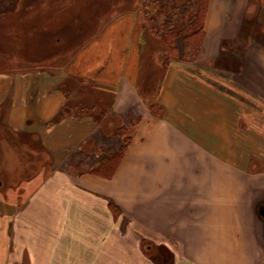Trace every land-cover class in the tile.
<instances>
[{"label": "crops", "instance_id": "crops-1", "mask_svg": "<svg viewBox=\"0 0 264 264\" xmlns=\"http://www.w3.org/2000/svg\"><path fill=\"white\" fill-rule=\"evenodd\" d=\"M229 1L209 2L199 63L264 16V0L242 1L230 29ZM141 26L122 16L106 54L98 42L70 74L0 72V264H264L262 171L226 149L244 125L264 140V53H246L230 96L199 64L163 75Z\"/></svg>", "mask_w": 264, "mask_h": 264}, {"label": "rangeland", "instance_id": "rangeland-1", "mask_svg": "<svg viewBox=\"0 0 264 264\" xmlns=\"http://www.w3.org/2000/svg\"><path fill=\"white\" fill-rule=\"evenodd\" d=\"M242 1L245 0L227 2V24L231 26L230 29L239 22L240 14L237 11L241 9ZM144 6L145 0H0V72L47 70L70 74L73 69H79L77 63H89L92 56L89 53L96 51L91 48L96 47L98 42L102 48L99 57H103L109 45V37L113 34L111 29L108 30L111 24L126 14L137 12L142 21L139 37L143 44L140 45V51L145 60L153 56L160 58L163 75L172 63L199 64L197 69L205 71L201 79L223 88L228 95L234 96L235 86L245 87V81L239 84L238 74L243 68L244 73L249 69L244 61L247 52L256 53L259 48L264 53V16L260 18L258 15L251 21H243L239 35L232 39L227 31L225 39L228 40L224 41L221 49L209 61L199 63L203 52L208 54L207 46L204 47L206 32L201 50L194 60L170 57L158 37L163 20H158V15L146 14ZM222 10L225 11V8ZM155 17L157 20H152ZM224 30L222 34H225ZM95 93L91 90L89 97L86 91L82 95L86 94L84 99L90 100V95L94 96ZM210 95L213 98L214 93ZM244 99L250 101L249 93ZM243 130V138L246 140L226 143L227 153L237 154L236 157H227V161L247 168L259 166V171H262L259 178L264 179V140L251 141V136L245 133L249 130L248 126L244 125ZM261 130L264 131V127ZM128 132L121 129V133ZM252 137L264 138V135ZM121 150L111 155H119ZM105 165L102 163L99 168ZM111 167L113 163L106 165L105 169L112 172Z\"/></svg>", "mask_w": 264, "mask_h": 264}, {"label": "trees", "instance_id": "trees-1", "mask_svg": "<svg viewBox=\"0 0 264 264\" xmlns=\"http://www.w3.org/2000/svg\"><path fill=\"white\" fill-rule=\"evenodd\" d=\"M209 2L210 0H145V13L158 15V20H163V27L158 37L170 57L189 61L194 60L198 55L205 34ZM152 20L157 19L155 17ZM124 149L125 146L119 155H112L104 161V165L113 163V167L110 168L112 172L105 169L106 165L98 168L97 172L111 177ZM110 205L118 214L119 208L113 203Z\"/></svg>", "mask_w": 264, "mask_h": 264}, {"label": "flooded vegetation", "instance_id": "flooded-vegetation-1", "mask_svg": "<svg viewBox=\"0 0 264 264\" xmlns=\"http://www.w3.org/2000/svg\"><path fill=\"white\" fill-rule=\"evenodd\" d=\"M261 213L264 214V206L261 208Z\"/></svg>", "mask_w": 264, "mask_h": 264}, {"label": "water", "instance_id": "water-1", "mask_svg": "<svg viewBox=\"0 0 264 264\" xmlns=\"http://www.w3.org/2000/svg\"><path fill=\"white\" fill-rule=\"evenodd\" d=\"M262 208V207H261Z\"/></svg>", "mask_w": 264, "mask_h": 264}]
</instances>
